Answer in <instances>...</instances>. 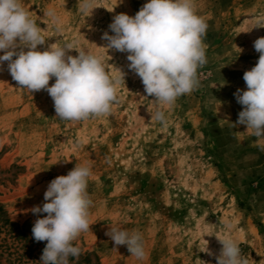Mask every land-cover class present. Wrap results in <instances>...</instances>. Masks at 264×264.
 Instances as JSON below:
<instances>
[{
    "label": "rangeland",
    "instance_id": "1",
    "mask_svg": "<svg viewBox=\"0 0 264 264\" xmlns=\"http://www.w3.org/2000/svg\"><path fill=\"white\" fill-rule=\"evenodd\" d=\"M147 2L97 0L98 8L84 14L79 0H23L45 29L47 42L38 50L56 41H77L78 47L104 56L111 76L124 73L125 83L118 85L119 102L110 115L69 122L56 117L47 91L20 88L4 62L0 206L10 223L34 225L47 215L31 209L46 202L50 181L76 165H90L91 230L74 242L81 253L70 264H217L222 245L215 235L229 234L226 220L249 264H264V151L256 137L245 133V125H232L243 110L234 93L247 90L244 72L259 59L254 41L264 37V24H258L264 0H196L198 14L208 23L207 63L198 70L201 87L173 106L147 96L141 79L128 68V53L100 48L107 44L104 32L114 35L109 24L115 15L135 16ZM49 9L62 17V34L44 16ZM69 54L78 55L75 50ZM157 110L165 113L166 124L151 120ZM110 226L142 233L146 259L137 260L126 246L114 248L105 235ZM206 245L214 255L203 251ZM15 246L3 253L0 264L22 253ZM36 253L28 264H39Z\"/></svg>",
    "mask_w": 264,
    "mask_h": 264
},
{
    "label": "clouds",
    "instance_id": "2",
    "mask_svg": "<svg viewBox=\"0 0 264 264\" xmlns=\"http://www.w3.org/2000/svg\"><path fill=\"white\" fill-rule=\"evenodd\" d=\"M96 8L97 0H79L84 14H92ZM44 16L51 18L56 32L63 33V19L54 9ZM258 24H264V18ZM109 29L114 35L104 32L102 39L107 44L100 48L128 53V68L141 79L147 96L155 97L159 104L173 106L178 98L201 87L198 70L207 63L204 38L208 23L198 14L196 0H149L135 16L115 15ZM44 31L23 0H0V71L7 62V69L20 88L31 93L47 91L56 117L61 120L80 122L110 115L119 102L118 85L125 83L124 73L111 76L104 56L78 47L77 41L63 45L56 41L45 50H38L47 42ZM254 49L260 54L259 59L244 72L247 90L237 89L234 93L243 110L232 125H245V133L256 137L257 147L264 151V37L254 41ZM72 50L78 55H70ZM53 78L55 83L50 86ZM151 120L167 123L161 110L151 114ZM92 175L90 165H76L67 175L50 181L44 193L46 202L31 209L33 214H47L36 219L31 230L35 241L47 242L39 264H70V257L79 258L81 249L74 242L91 230L93 200L87 189ZM232 229V223L226 220L224 231L229 234L215 235L222 245L217 264H249L239 242L230 235ZM105 235L114 248L126 246L137 260L146 259L139 231L110 226ZM203 251L214 255L207 245Z\"/></svg>",
    "mask_w": 264,
    "mask_h": 264
},
{
    "label": "trees",
    "instance_id": "3",
    "mask_svg": "<svg viewBox=\"0 0 264 264\" xmlns=\"http://www.w3.org/2000/svg\"><path fill=\"white\" fill-rule=\"evenodd\" d=\"M32 227L33 225L31 224H23L22 226H19L17 224L10 223L7 219L6 212L0 206V235L4 234V236H6L5 238H0V259L2 258L3 253H6L8 250L13 248V245H16V253L17 251H22V253H17L15 260L6 261L7 264H28L26 259L36 250V256H42L43 249L39 248L40 242L36 244L35 242L37 241L34 240L32 235H30ZM7 239L10 241V245L7 244ZM10 255L11 253L8 254V256ZM71 258L72 257H70L69 260H72Z\"/></svg>",
    "mask_w": 264,
    "mask_h": 264
}]
</instances>
